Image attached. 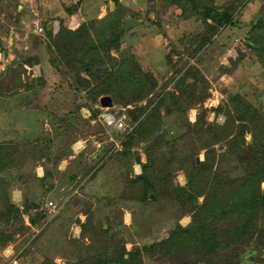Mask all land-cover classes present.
Segmentation results:
<instances>
[{
  "label": "rangeland",
  "instance_id": "374dc122",
  "mask_svg": "<svg viewBox=\"0 0 264 264\" xmlns=\"http://www.w3.org/2000/svg\"><path fill=\"white\" fill-rule=\"evenodd\" d=\"M209 3L230 19L203 39L205 24L215 25L211 18L206 23L197 16L184 19L177 5L163 0H0V145L20 142L23 152L27 142L48 134L49 161L58 169L52 173L54 195L43 200L47 214L36 226L25 231L0 225L14 230V240L1 244L0 264H8L10 255L17 264L104 263L101 254L110 259L106 264H124L118 258L122 250L129 251L130 264H264V179L250 188L256 171L264 177V65L249 41L264 17V0ZM109 14V19L139 20L120 36L119 54L111 51L128 67L133 54L136 76L128 85L145 93L128 106L141 111L130 124L120 105L94 107L92 100L109 95L93 96L97 82L91 70L84 72L75 59L73 70L56 66L59 54L49 36L50 30L56 34L83 23L96 40L105 26L91 21ZM36 26L42 31L35 32ZM256 35L264 44V33ZM188 67L198 81L196 92L206 97L178 110L176 84ZM233 97L250 108L241 117L233 112L229 121L213 108L225 105L231 113ZM201 113L203 139L190 142L173 132L181 117L193 122ZM121 115L124 130L105 124V118ZM176 132L184 138L167 142L165 137ZM106 135L113 143L107 157L115 154L119 160L98 158L96 163L104 165L91 174L86 168L91 155L85 160L81 152L86 146L90 153L100 149ZM19 162L10 170L14 176L22 173V196L31 187L32 197L42 198L47 183L34 176L43 174L44 165L38 163L34 173ZM139 174L143 178H136ZM119 176L127 182L120 194L114 191ZM149 188L157 195L151 201ZM13 194V202H20V193ZM232 201H250L257 207L250 211L254 216L233 214ZM193 218L198 227H190Z\"/></svg>",
  "mask_w": 264,
  "mask_h": 264
},
{
  "label": "trees",
  "instance_id": "16d2710c",
  "mask_svg": "<svg viewBox=\"0 0 264 264\" xmlns=\"http://www.w3.org/2000/svg\"><path fill=\"white\" fill-rule=\"evenodd\" d=\"M164 2H167L168 4L177 5L181 10V17L184 19H188L192 16L202 17L204 22H207V19L211 18V20L214 22V26H209V24H205L208 28V32H204L202 35L203 39L204 36H207L209 38L212 34H214L218 28L223 23H226L230 18L229 14L224 13L223 15L218 14L214 11V5L209 3V0H163ZM111 15L107 18L103 17L102 19H97L95 21H91V24L96 23H104L105 26L102 29L97 30V39L93 40L91 36V28L90 26H87L86 24L81 23L78 27L70 29L63 27L61 32H58L56 34L52 33V30L49 31V36H51L53 39V45L56 48V52L59 54V57H55L56 66L59 68L64 65V67L69 71L73 70L76 66L74 65V59L77 62L78 65H83L82 70L84 72H90V77L92 78L93 82L96 83V87H93L94 92L93 96L100 97L101 95L107 94L111 97V106L120 105L119 108H125V113L128 117V122L133 123L136 121V119L140 115L139 109H134V107H128L130 103H135V100H138V97L142 98L144 96L143 90L139 89H133L131 86L128 85L130 81L132 82L133 79H135V72L133 73L132 69L134 67L136 68L135 60L133 54H130L129 60L132 62V65L130 67L126 64V59L119 62L118 58L111 54V51H115V53L119 54V39L122 34H124V20L120 19L119 17L112 16ZM109 19V20H108ZM125 19V18H124ZM209 26V27H208ZM259 30L264 33V17L260 18L259 22L254 25L251 35L249 36V41H252L253 43V49L256 52L258 58L261 61V64L264 65V44L261 40V36L258 37L256 35V32ZM53 36H52V35ZM258 37V38H257ZM188 40V37H186ZM190 41H193V38L190 39ZM206 41V40H204ZM251 43V44H252ZM104 51V53L102 52ZM104 55H102V54ZM101 56H106L109 60L104 61L100 59ZM127 66V67H126ZM138 69V66H137ZM140 71V70H137ZM192 69L188 67L186 71L183 74V78L181 79L180 83H177L176 86L178 87V90H176L175 94L177 95L176 100V107L178 110H188L192 108L197 102L203 101V99L206 97V95L201 96L196 92L197 88V78H195L193 72H191ZM97 75H96V74ZM93 75H96V78L93 77ZM99 76V77H97ZM189 77L194 79L192 83L188 80ZM99 80V81H98ZM125 87V89H124ZM140 95V96H136ZM175 95V96H176ZM139 98V99H140ZM241 99V100H240ZM94 103L95 108H99V105H101L100 100L96 102L92 100ZM231 106L232 111L230 113V107L228 106H215L213 110L215 113L223 112L226 114V119L230 121L232 119V113L236 114V116L241 117L244 113L248 111L249 104H247L246 101L243 100V98L239 97H233L231 99ZM116 107V106H115ZM96 109V110H97ZM117 114H120V109H117ZM202 114V113H201ZM199 114L197 118L191 122L188 119V116L180 118V124L178 125V129L174 128V131H178L181 134H183L186 137H189V141L193 142V139H203L204 135L207 134V129L203 126L204 124V116L203 114ZM91 115V114H90ZM92 116V115H91ZM232 121V120H231ZM132 125V124H131ZM67 126V124H66ZM65 126V127H66ZM132 132V131H131ZM176 133H172L167 135L166 138L167 142H173L178 138L179 140L183 137ZM209 135V133H208ZM73 138V136H72ZM71 138V140H72ZM105 138V141L101 140L103 143L102 147L100 149H94L90 153V150H88L87 146L84 150H82L81 155L85 156L91 155V158L87 159L86 168H91L89 171L92 174L94 171L99 170L101 167H103L102 164L96 163L97 160L101 159L104 156L107 157V153L109 152V149L111 146H113V143L108 140V135L103 137ZM184 138V137H183ZM164 139H162L163 141ZM99 141V140H98ZM51 144V137L49 135H44L42 137H38L36 139H32L31 141L27 142V145L25 146V151H21L20 142H4L0 145V225H9L10 227H18L21 230L25 229V231L32 228V225L36 226L38 223V220L40 217L46 213L45 211V203L43 200H46L47 193L52 191L56 186L53 183L52 178H54V175L52 173L57 172L58 169L56 168V163L53 164L50 162V158L52 159V155L49 151V146ZM93 146V145H92ZM209 146V145H208ZM94 147V146H93ZM205 147V146H204ZM43 152V153H42ZM80 154V153H79ZM95 156L97 158L92 157ZM214 157V156H213ZM99 158V159H98ZM107 158H112L113 163L117 164L119 160V156H116L115 154L109 155ZM17 159H20V167L23 169L24 166L27 169L30 168L29 171L35 173V166L40 163L44 165V174L41 177L34 176L35 179H37L39 182L47 183L46 186H44V190L42 191L41 197L34 198L30 197L28 194H32L34 191L27 187L26 191L27 193L24 194L21 204H16L13 202L11 198V189L12 187H22V179L21 175L22 173H19L17 176H14V172H12L10 169L15 167L17 164ZM214 159V158H212ZM50 160V161H49ZM86 160V159H85ZM91 163V164H90ZM199 162H196V165H199ZM18 166V165H17ZM113 167V166H112ZM9 170V171H8ZM24 170V169H23ZM22 170V171H23ZM60 172V171H59ZM24 175V174H23ZM256 177H254V182L250 185H252L250 188L252 191L255 190V185L257 183H260L264 177L261 176L256 171ZM90 178V177H89ZM119 179L116 180V191L118 194L123 192H126L127 187H125L126 183L124 180L122 182V177L119 176ZM136 178H143L142 174L137 175ZM257 180V181H256ZM119 182H121L122 185H119ZM135 181H133L134 183ZM17 183V184H16ZM129 184H131L129 182ZM134 184H137L136 182ZM29 186V185H28ZM190 187V184H189ZM10 191V192H9ZM149 192L146 193L147 199L151 201V199L157 195L155 194V191L152 188L148 189ZM120 192V193H119ZM157 193V192H156ZM209 201L211 197L208 195ZM42 199V201H40ZM207 200V201H208ZM195 206L197 205V201L195 199L194 201ZM44 203V205L42 204ZM204 203V202H203ZM203 205V204H202ZM200 205V206H202ZM221 206L225 212H227L229 209L226 207V203H224L221 200ZM230 208L232 213L238 214L240 213L242 217H252L253 215H250L253 212H250L251 209L257 208L255 205L251 204L250 201H243L239 202V205L232 201L230 202ZM223 211V212H224ZM47 214V213H46ZM23 215H25L29 222L26 223L23 218ZM203 215V214H201ZM199 220H196L193 218V221L190 225V227H193L194 225L198 227ZM105 226V225H104ZM102 226V233H105L107 231V228ZM12 227V228H13ZM178 227L181 228V231H185V229L178 224ZM0 226V247L6 244L7 242H11L14 240L13 233L14 230L8 231L6 229ZM243 230H248V228L243 227ZM20 231V230H19ZM18 232V231H17ZM8 243V244H9ZM7 244V245H8ZM6 246H4L5 248ZM106 247V246H105ZM107 248V247H106ZM119 260L124 264H130L127 259L129 258V251L122 250L118 253ZM127 254V257L125 255ZM101 259L104 263H101V261H95L92 264H106L107 259L103 254H101ZM116 256H113L112 259H114Z\"/></svg>",
  "mask_w": 264,
  "mask_h": 264
},
{
  "label": "built area",
  "instance_id": "2783aa9c",
  "mask_svg": "<svg viewBox=\"0 0 264 264\" xmlns=\"http://www.w3.org/2000/svg\"><path fill=\"white\" fill-rule=\"evenodd\" d=\"M42 31V27L41 26H36L35 28V32L39 33ZM108 118H105L106 121V125L108 126H113L115 129L117 130H124L127 126V122L125 119V115H121L120 117H118L117 119L110 117L109 120L107 121ZM50 205H52V202H50ZM9 248V247H8ZM8 264H17V260L16 258H12L11 255L9 256V261Z\"/></svg>",
  "mask_w": 264,
  "mask_h": 264
},
{
  "label": "water",
  "instance_id": "95a60500",
  "mask_svg": "<svg viewBox=\"0 0 264 264\" xmlns=\"http://www.w3.org/2000/svg\"><path fill=\"white\" fill-rule=\"evenodd\" d=\"M139 22V20L137 18L134 17H126L124 19V30L126 31L127 29L131 28L134 25H137ZM100 103L102 106H110L111 105V100L109 98V96H103L100 99ZM197 161H199V159L197 158Z\"/></svg>",
  "mask_w": 264,
  "mask_h": 264
},
{
  "label": "crops",
  "instance_id": "0c3cea01",
  "mask_svg": "<svg viewBox=\"0 0 264 264\" xmlns=\"http://www.w3.org/2000/svg\"><path fill=\"white\" fill-rule=\"evenodd\" d=\"M26 1H27V0H26ZM46 1H47V0H46ZM25 5H26V3H25ZM18 6H20V4H19ZM61 160H62V159H61ZM61 160H60L58 163H60V162H61ZM65 160H66V158H65V159H63L62 161H65ZM65 164L67 165V163H66V162H65ZM35 167H36V166H35ZM72 167H73V166H72ZM73 169H74V168H73ZM43 174H44V171H43ZM43 174H42V175H43ZM36 175H37V174H36ZM42 175H41V176H42ZM41 176H38V177H41ZM53 183H54V182H53ZM55 186H56V185H55ZM22 190H23V189H22V188H20V187H14V188H13V191H11V198H13V197H14V194H13V193H15V192H19V193H20L21 200H20V202H18V203L16 202L17 204H21L24 194H25V193H27V191H26V190H25V191H23V196H22ZM52 192H53V190H52V191H50V192H48V193H47V195L49 196V195H50V193H51V194H53V193H54V192H53V193H52ZM28 195H29L30 197L32 196V194H28ZM53 195H54V194H53ZM13 199H14V198H13ZM50 201H52V200H50ZM122 220H123L122 222H123V223H125V218H124V217H123V219H122Z\"/></svg>",
  "mask_w": 264,
  "mask_h": 264
}]
</instances>
